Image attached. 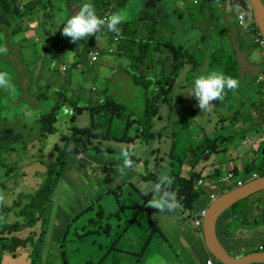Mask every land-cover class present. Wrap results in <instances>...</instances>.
<instances>
[{
	"label": "rangeland",
	"instance_id": "rangeland-1",
	"mask_svg": "<svg viewBox=\"0 0 264 264\" xmlns=\"http://www.w3.org/2000/svg\"><path fill=\"white\" fill-rule=\"evenodd\" d=\"M83 1L87 0H74L62 13L58 12L54 5H51L49 9H44L42 15L46 18L52 15V20L44 19L46 25L45 28H42L40 19L35 12L37 0H25L23 2L0 0V22L8 26L6 29L0 28V46L7 48L5 54H0V71L9 74L11 84L19 91V98L21 97L18 99L7 96L2 91L4 89H0V126H8L5 131H0V140L16 136L10 127L21 132L19 129L22 127V123L16 118L22 117V121L28 126V129L21 133L29 141L25 157L19 158L14 153L5 160L3 152L0 161L2 174L5 169L1 167L4 164L15 170L12 173L7 172L8 169H6L4 177L1 178L0 176L1 186L4 188L5 206H12L20 195L18 204L12 207V209L21 210L24 214L22 217L24 231L18 235L21 237V244L32 245V249L30 247L21 248L17 255L20 258L24 257L27 264H30V253L33 252L34 243L38 240V233L41 231V222L36 224L33 221L31 216L33 210L25 204L31 198L36 201L37 196L43 190L44 180L47 176L45 162H49L51 165L55 161L59 149L67 143L66 139L62 138L63 135L69 137L79 135L77 132H70L72 127L83 128L91 124L90 112L87 110L82 113L76 111L75 118L72 114L61 113L55 133L46 139L38 137L37 131L32 130L35 127L34 123L43 114L50 112L55 105L54 90L60 89L69 96L70 101L74 104L72 109L76 104L78 106L96 105L106 98H114L122 104L123 110L120 114L108 113L98 117L97 132L99 139L94 141L93 146H98L99 150L102 151L98 155L99 161L105 159L118 160L120 150L130 142H118L117 139L125 134L128 136L139 135L140 139L134 140V160L142 162L144 166L138 170H128L127 176L120 177L116 171L119 162L107 166L91 160L90 153H86L85 157L79 156V159H85V161L73 164L71 172L70 170L66 172L54 195L52 224L47 230L49 234L47 235L45 255L55 263L58 252L62 248V240L65 238L64 243H66L63 250L69 256L71 264H84L88 260L93 262L102 260L101 264H201L197 252L201 250L203 242L197 238L200 233L194 229L192 222L198 218L196 217V210L207 204L208 208L212 202L209 200L210 189L205 186V182L201 184V193L195 199L192 210H186L182 207L179 210L181 213L166 214V216L159 215L154 210L144 212L154 225L153 233L158 232L159 225L164 238L154 239L143 255H141V251L145 241L150 240L152 235L147 233L148 222L142 225H132L122 235L119 242L115 243V239L123 226H126L133 218L131 214L134 210L127 209V206L137 201L148 202L151 199L150 194L143 195L140 193L141 185L155 182L161 173L167 172L174 178L173 188L177 182V177L172 171V167L176 168V165H172V160L175 164V157H182L185 147L194 145L195 142L204 139L206 136L225 134L226 129L217 121L218 113L212 117L198 114L193 119L184 116L180 120L181 112H186L192 99V97H186L181 90L191 86L196 77L207 75L210 71L230 72L231 68H228V62L234 54L240 64L239 84L243 101L241 112L256 128V134L254 131H250L251 125L244 119H239L236 127L239 133L235 141L237 138L243 140L241 136L243 131L247 136V140L240 141L239 150L230 141L226 143L230 145V149L226 148L225 151V153L229 151L228 154H221L222 152L212 154L205 160L213 163L216 160V164L224 165L220 180L232 172L228 169L230 166L229 158L233 160L236 158L235 155L245 160L253 154L255 158L259 157V160H264V144L259 145L261 143L255 142L256 138H254L264 126L263 119L255 112V109L263 103L262 91L256 82V73L263 66L262 50L264 47L258 45L255 39L256 35L250 29H243L239 20L237 21V15L241 11L240 7L233 6L229 10L227 1L218 3L215 0H198L199 3L193 4L186 0H163L168 4H179L183 1L185 5L181 6L180 9L181 18L170 12L168 17L164 16L165 20H169L173 24L171 32L166 27H154L156 30L154 40L164 42L173 39L176 44L175 47L182 51L188 48L194 52L193 56L197 57L198 65L192 69L191 61L184 63L176 82L172 84V90L167 93V102L160 103L159 114L163 120L159 122L157 119L154 120L156 138L147 141L141 136L139 121L144 118L146 98L155 96L158 89L164 87L163 83L156 82L158 77L156 74L165 77L170 76L171 58L164 64V69L162 66H157V63H160L157 60H161L166 54L170 55L168 48L164 44H160V49L151 48L143 53V62L137 58L139 54L137 48H139L140 43L146 42L142 36L146 30L151 29H146L141 21L146 0H128L132 6L137 8L133 13L124 9L128 19L122 24L119 36L109 32L105 33L102 30L99 42H96L95 36H90L87 40L81 39L76 43L71 42L70 37L61 34L64 27L62 23ZM261 1L264 4V0ZM253 9V7L249 8V10ZM114 11L118 12L119 9L111 10V12ZM192 11H194V15L191 14ZM143 14L146 15L147 12H143ZM246 15L254 20L253 14H248V10ZM55 22L57 25L60 22L61 24L58 27L48 24ZM14 24L17 25L15 29H9ZM135 30L138 32L131 33ZM132 39L136 41L132 42ZM93 49H98L101 59L90 64V57L87 52ZM214 50L225 51L226 61L212 64L210 57ZM136 74L143 76L145 85L137 83V80L133 79V75ZM37 87L42 88L41 93L47 91L49 94L40 104H35L32 100L38 94ZM128 118L136 119V122L129 127L126 126L125 122V119ZM109 119L110 121L107 123ZM210 119H212L211 122ZM161 124L167 126V129L162 131L166 140H163L160 146L158 143L160 131L156 128L161 130ZM30 127L32 128L30 129ZM188 130L190 132L186 133ZM168 138L176 139L178 142L179 146L174 150V156L171 155L169 143L165 145L163 151V144ZM255 144L258 145L257 148H255ZM75 146L80 147L81 143H76ZM40 148L43 149L42 153L39 152ZM239 152L246 153L238 155ZM50 153L54 155L53 159H49ZM39 155L44 156V159H39ZM187 155L188 153L185 160H187ZM154 158L159 159L154 160L152 164ZM4 161L6 162L4 163ZM201 163L203 162L199 164ZM234 163L237 162H231V164ZM82 164L84 167L81 166ZM183 165L180 173L182 176H187L190 165L187 162ZM203 166H197L203 177L206 173L213 171H208L207 165L203 164ZM234 175L236 176L235 173ZM251 175L252 173L243 175L247 178L246 182L254 179ZM228 191H224L222 187L217 188L218 196ZM142 195L146 197V200ZM257 197L261 200L254 201ZM246 203L248 207L247 216L250 221H253L254 216L259 219L264 211V190L249 196L236 209L243 207ZM81 209L82 211L86 209L89 212L75 221L74 218ZM123 210H125L124 213L121 212ZM49 212L48 207L42 211L45 215ZM117 212L123 217L119 218L122 220L120 223L116 222L114 218L107 220V217ZM15 220L14 212L8 213L4 218H0V226ZM140 220L142 221L137 216L136 222L139 223ZM226 222H229L228 218H220V224ZM107 224L113 227L119 225L120 229L111 231ZM67 229L69 230L66 234ZM248 229L259 231L264 230V226L260 222H252ZM98 231L100 234L94 235ZM89 232L90 234L85 237V234ZM11 236L12 232L9 227H0V249L5 253L12 245L8 244ZM260 244L258 248H260ZM262 244L264 245V243ZM3 256L0 254V260H3ZM5 258H11V255L8 254ZM14 264H21V262L18 261Z\"/></svg>",
	"mask_w": 264,
	"mask_h": 264
},
{
	"label": "trees",
	"instance_id": "trees-1",
	"mask_svg": "<svg viewBox=\"0 0 264 264\" xmlns=\"http://www.w3.org/2000/svg\"><path fill=\"white\" fill-rule=\"evenodd\" d=\"M147 1L148 0H146L145 6L142 10L143 16L141 17V21L144 17L147 16V14L145 15L143 14V12L148 13L146 9ZM124 2L125 0H87L86 2H84V4L91 3L96 10V14L104 18V16H109L110 14L114 13V12H111L114 5H117L118 7ZM58 3H59V9L61 11L60 13L66 11L67 8L70 6L69 0H58ZM50 5H51V0H37V4H36L37 14L41 15L42 11L44 9L49 8ZM251 12L253 13L254 18H255L254 23L251 26V31L253 32V34L258 35L260 33V30H259V26L256 21L254 10H251ZM74 13H72L71 15H73ZM71 15L66 19H69ZM40 25L42 28H45L46 24L44 21L40 20ZM50 25L55 26L57 25V22L50 23ZM145 25L147 29L148 28H151V29L146 30V33L142 36V38L146 39V42L140 43L139 48H137L139 52L137 56L138 60L143 62V58H142V56L144 55L143 53H146V51L150 50L151 48L160 49V46H159L160 44H164V46L168 48V51L170 53L168 60L170 58L172 59L170 76L165 77V76H160L159 74H156V76H158L156 78V82L163 83L164 87L159 88L155 96L146 98L145 105H144L145 106L144 118L142 121H139V131L141 132V136L142 138L148 141V140H152L156 138L157 133L154 130L155 128L154 120L157 119L158 122L163 120L162 116L159 114V109H160L159 106L161 102H167L166 101L167 93L170 90H172V84L176 82L179 71L182 69L186 61H191L193 64L192 69H195L196 66L198 65V61H197V57L193 56L194 52H192L190 49L186 48L184 51H182L180 48L175 47L176 44L174 43L173 39H169L168 41H164V42H160L159 40H154V33L156 31L154 29L155 24H145ZM16 26L17 25L14 24L9 29L13 30L15 29ZM119 27L122 28V24ZM0 28L6 29L8 28V26L5 23L0 22ZM102 30L105 31V33H108L106 27L102 28ZM137 32L138 30H135L131 33H137ZM109 33L116 35L111 32ZM131 41L135 42L136 40L132 39ZM210 58L212 60L211 61L212 64L221 63L227 59L226 54L223 53V51H219V50L212 51ZM158 61H160V63L159 64L157 63V66L158 67L162 66V68L164 69V64L166 63V57H163L161 60H157V62ZM228 68H231V71L228 73H222V74H224L225 76L236 78L239 81V76L241 75L240 74V64L235 54L229 60ZM133 79L137 80V83H142L143 85L146 84L142 75H138V74L133 75ZM37 90H38V94L34 96L32 100L35 104H40L41 102H43L44 99H46V97H48L49 94L47 91L41 93L42 88L40 87H37ZM2 91H4L7 96H13V97H17L18 99H21V97L19 98L20 96L19 91L15 87H14V91L5 90V89ZM241 93L242 91L240 90V86L234 91L226 90L224 99L222 101H214L211 111L205 112V115H208L211 117L212 115H216L218 113L217 121L226 129V133L224 135H218L214 137L206 136L204 139L202 138L200 141L195 142L194 145L185 147L183 150L182 157L180 158L175 157V164H173V160H172V165L173 166L176 165V168L172 167V171L176 174V177H177V182L174 184V186H179V194L183 196L180 199V203L182 204V206H187V208L190 210L193 209L194 204H195L194 201L196 198H198L199 193H201L200 187L202 186L198 185V180L201 179L202 172L201 170L197 169V166L199 165L200 162H203L204 165H207L213 168L215 167L212 172L208 173L206 176L203 177V179L207 177L205 186L209 187L210 189L209 200L213 202L218 197L221 196V195L218 196V193H217L218 187H222V189L224 190V185H225L229 187L230 191L231 189L236 187V185L234 186L226 185L224 184L223 181L220 180L222 176L221 171L223 170L222 169L223 165L220 166L219 164H216V162L214 163L208 162L205 159L212 154H217L220 152H222L221 154L225 153L226 148L228 147L226 142L228 143L229 139H233L234 137H237V134L239 133V131L236 129L239 119H244L249 125H251L252 127L250 128V131L252 132L254 131V133L256 134V128H254L253 124L250 123L249 120L246 119L242 115L243 113L241 112V109L243 107V101L241 99ZM53 96L55 98V105L51 108L50 112L43 114L39 120H36L34 123L35 127L33 128L30 127V129L32 128L33 131H37L39 138L43 139L47 135H51L55 133L56 124L58 123L59 115L61 113L72 114L73 118H75L77 115L76 111L78 113H82L84 110H87L90 112L91 124L90 126L83 127V128L78 127V126L72 127L70 132H77L79 134L77 136L76 135H73L72 137H69L68 135L62 136V138L66 139L67 143L61 149H59V152L56 155L55 161L51 163V165H48L47 176L44 180L43 190L41 191L40 195L37 196L36 201H34V198H31L30 200L26 201L25 205L27 207H30L33 210L31 214V216L33 217V221L36 224L41 222V231L40 233H38V240L36 241V243H34V250L30 254L33 264H42L44 245L48 237L47 230L49 226H51V221H52V204L54 202L53 201L54 195L57 191L60 181L63 179L66 172L69 170L71 172L72 163L75 160H80L79 156L81 155L85 157L86 153H90L91 160L98 161L99 164H105L108 166L112 164H117L119 162L118 160H111V159H105V160L99 161L98 155L102 153V151L99 150L98 146H93V143L94 141L99 139V134L97 132L98 117L102 115H107L108 113L120 114V112H122L123 110L122 104L118 103L114 98H106L104 100L99 101V103L96 105H91V106L79 105L78 106V104H76L74 108L72 109V106L74 104H72L69 96L65 92H62V90L57 89V90H54ZM192 99H191L190 105L187 106L186 112H181L180 120L184 116H189L193 119L199 114L196 108L192 107ZM262 100H263V103L261 104L259 108L255 109V112L264 121V99L263 97H262ZM0 118H1V113H0ZM16 119L22 123V127L19 129V131L25 132L28 129V126L25 123H23L22 117H17ZM109 121L110 119L107 121V123ZM125 122H126V126L129 127L136 122V119L128 118V119H125ZM4 128H8V126H4V127L0 126V129H4ZM10 128L14 130V134L16 135V137L3 138L0 140V161H1L3 152H4V156L16 153L19 158H23L25 156L26 150L28 149L29 141L27 140L26 136L23 133L18 132L13 127H10ZM156 129L160 131V133L158 134L159 135L158 143L161 146L163 140H166V136L163 135L162 131L166 130L167 126H165L164 124H161V130L159 128H156ZM187 132H190V130L186 131V133ZM241 136L243 140L247 138V136H245V131L241 132ZM254 138H256L255 140L256 142H259V143L264 142V126H263L262 131H260L257 134V136H255ZM135 139H140V136L139 135L128 136L127 134H125L123 135V137L117 139V141L118 142L128 141L130 143L128 145L123 146L122 148L134 149ZM132 140L133 142H131ZM76 143H81V146L76 147L75 146ZM167 143L170 144V152H171V155L174 156L173 152L179 146L177 140L168 138L167 141H165V144H163V151ZM70 146L72 147L71 151H69ZM187 153H188L187 158H186L187 160H185V156ZM134 156L135 154L132 156L133 160H134ZM53 157L54 155L52 154L49 155L50 159H53ZM158 159L159 158L152 159V164L154 160H158ZM119 160L122 161L121 158H119ZM134 162L138 166L135 170H138L141 164H143L142 162L141 163L136 162L135 160ZM186 162L190 165V168H188L189 175L187 177H182L180 173L181 168H182V165L185 164ZM81 166L84 167V164H82ZM183 169H184V165H183ZM230 171L234 172L238 177L249 174V173H253V172H258L260 176H263L264 175V162L259 167L250 168L249 172H245L238 165H234L233 169ZM4 175H5V171L3 174L0 171L1 178L4 177ZM69 177H70V173H69ZM1 183L2 182H0V191H4V188L1 186ZM19 200H20V196H19V199L14 202L13 206H16ZM118 203L121 204L119 201ZM240 203L234 204L233 207L223 212L225 214L222 217L229 219V222L225 223V225L228 227V231H225V232L217 231V235L219 237L220 242L222 243L223 247L229 251L230 254H231V251L228 249V247L226 248L225 242L228 239L233 237V233L231 232V225H233L232 220L237 215L236 208L238 207ZM135 206H138V205H135ZM207 206L208 204L202 206L199 210L197 209L196 212L198 214L205 212L207 209ZM12 207L9 209L1 210V216L3 213L8 214L9 212L14 211L16 216L19 218V220L14 222L13 224L9 226H5V227H9L12 232V236L8 240V244H12V245L9 249H7V251L11 253H15L19 247L27 246L29 244L27 243L21 244V238L18 237L19 236L18 233L24 231L23 229L24 222L22 219L24 214L21 210H18L16 208L12 209ZM46 207L50 209V212L47 215L42 213L43 209H45ZM242 209H248L247 203L242 207ZM88 212L89 211L86 209H84L83 211L81 209V211L75 216L74 220L78 221ZM241 218L242 217H240V219ZM218 221H219L218 224H220V219ZM0 227H3V226L1 225ZM68 230L69 229L66 230V234ZM88 235L89 233L85 234V237H87ZM65 240H66L65 238L62 240V248L60 249V256L64 264H69L70 258L66 254V251L62 250L64 247V244L66 243V242L64 243ZM199 240L203 242V246L201 247V250L197 252V256H198V259H200V262L202 264H209L210 261H212L213 264H224L214 254H212L210 250L208 249V246L206 245V242H204V239H203V229L201 230V235H199ZM30 246L32 248V245ZM52 264H56V262L55 263L52 262ZM85 264H94V263L86 262Z\"/></svg>",
	"mask_w": 264,
	"mask_h": 264
},
{
	"label": "clouds",
	"instance_id": "clouds-1",
	"mask_svg": "<svg viewBox=\"0 0 264 264\" xmlns=\"http://www.w3.org/2000/svg\"><path fill=\"white\" fill-rule=\"evenodd\" d=\"M232 7L230 6L228 9L230 10ZM127 19V12L124 9L118 12L114 11L109 16L101 18L96 14V10L91 3H85L64 22L61 34L65 37H70L73 43L81 39L87 40L90 36H95L96 42H99L102 36V28L106 27L108 32L119 36L121 33L119 26L125 23ZM6 52L7 48L0 46V54H5ZM238 87V79L212 71L207 75L196 77L191 86L184 87L181 92L186 97L196 98L198 101L197 106L201 112H207L211 111L214 101H222L224 99L226 90L234 91ZM0 89L14 91L11 77L5 71H0ZM71 150L72 147L70 146L69 151ZM134 154L135 149L122 148L120 150L122 162L116 167V171L120 177L126 176L128 170H134L138 167L132 159ZM173 183L174 178L169 173L164 172L158 176L155 182L141 185L139 188L140 193L151 195V199L148 200L146 206L160 212H176L182 209V204L177 199L176 192L172 191ZM2 192L0 191V194ZM2 199L3 197L0 196V200Z\"/></svg>",
	"mask_w": 264,
	"mask_h": 264
},
{
	"label": "crops",
	"instance_id": "crops-1",
	"mask_svg": "<svg viewBox=\"0 0 264 264\" xmlns=\"http://www.w3.org/2000/svg\"><path fill=\"white\" fill-rule=\"evenodd\" d=\"M19 2H23V1H25V0H18ZM74 0H69V2H70V4L73 2ZM187 2H192L193 4L195 3L193 0H186ZM84 2H86V1H83V2H81L80 3V5L79 6H77L76 8H75V10H74V12L76 13L79 9H80V7L84 4ZM53 3V4H52ZM52 3H51V5H54L55 7H56V9H57V11L58 12H61L60 11V9H59V3H58V0H52ZM199 3V2H198ZM50 5V6H51ZM183 5H185L184 4V2L183 1H181L179 4H176V3H174V4H168V3H166L165 1H163V0H148L147 1V6H146V9H147V11H148V13H147V16L146 17H144L143 19H142V23H143V25H144V27L147 29V27H146V25L145 24H155V27L156 26H159L160 28L161 27H166V28H168V30H169V32H171L172 31V22L171 21H169V20H165V18H164V16H166V17H168V14H169V12L170 13H175V14H177L178 15V17L179 18H181L182 17V14L180 13V9H181V6H183ZM114 8H117V5H114V7H113V9ZM136 8L137 7H135V6H132L129 2H128V0H125V2L123 3V4H121V5H119L118 6V9H119V11L121 10V9H126V10H129L131 13H133V12H135L136 11ZM49 9V8H48ZM35 12H36V9H35ZM73 12V13H74ZM43 13H41V15H38L37 14V12H36V15L39 17V19L40 20H42V21H44V19L45 20H52V15L51 16H48L47 18L46 17H44L43 15H42ZM191 14L192 15H194V11H192L191 12ZM56 16H58V15H56ZM152 17V18H149V17ZM67 20V19H66ZM66 20L64 21V22H66ZM45 22V21H44ZM61 22H62V20H61ZM61 22L58 24V25H55L56 27H58L60 24H61ZM64 22L62 23V26L64 25ZM46 24V23H45ZM48 24H50V23H48ZM169 36L170 37H172V35L171 34H169ZM94 51H98V49H94ZM223 53H225V51H223ZM87 54H88V56L90 57V54H89V52H87ZM164 57H166V62H167V60H168V58H169V55H167L166 54V56H164ZM205 58V57H204ZM101 59V54L99 55V57H98V59L96 60V61H94V62H92L91 60H89V63L90 64H94V63H96L97 61H99ZM212 61V60H211ZM224 61H226V60H224ZM210 72H212V71H210ZM210 72H208V73H210ZM216 72H219V73H223V72H220V71H216ZM127 76V75H126ZM128 77V76H127ZM239 86H240V84H239ZM197 104H198V101L196 100V98H194L193 97V99H192V107L194 108H196V110H197V112L199 113V115H202V114H205V112H201V110L199 109V107L197 106ZM210 122H211V120H209ZM237 126H238V124H237ZM236 126V127H237ZM7 128H4V129H0V131H5ZM222 129H224V128H222ZM219 130V129H218ZM217 131V130H216ZM215 131V132H216ZM214 132V133H215ZM226 133V132H225ZM54 134V133H53ZM52 135V134H51ZM49 135H47L45 138H43V139H46L47 137H48ZM16 137V136H15ZM212 137H214V134H213V136ZM61 138V137H60ZM59 138V139H60ZM236 140V137H234L233 138V144H235L236 146H237V148H238V150H239V148H240V146H241V144H240V141H244V140H241L240 138H237V141H235ZM56 144V143H55ZM264 144V142L263 143H261V144H259V145H263ZM228 146V145H227ZM28 147H29V145H28ZM258 147V145H256V147L255 148H257ZM227 148H229L230 149V146H228ZM27 151H28V149L26 150V152H25V156H26V153H27ZM39 152L40 153H42L43 152V149L42 148H40V150H39ZM229 153V151L227 152V153H225V154H228ZM246 152H239V154L238 155H244ZM51 154V153H50ZM49 154V155H50ZM12 154H10V155H5V160H6V158L7 157H9V156H11ZM24 156V157H25ZM264 156V155H263ZM49 157V156H48ZM235 157L236 158H234L233 160H231V158H229V163H230V166L228 167V169L229 170H232L233 169V167H234V165H238L241 169H243L245 172H249V170H250V168H253V167H259L260 165V163H263L264 162V160L263 159H261V160H259V157H256L255 158V156L252 154V155H250L249 157H247L245 160H243L242 158H240V156H237V155H235ZM39 159H41V160H43L44 159V156H42V155H39V157H38ZM50 159V158H49ZM80 161H84V160H75L73 163H72V166H73V164H75V163H78V162H80ZM118 161H119V163H121L122 161H120L119 159H118ZM6 161H4V163H5ZM215 162H216V160H215ZM231 162H237V163H234V164H231ZM141 163V162H140ZM45 165L47 166V169H48V165H49V162H45ZM112 165H114V164H112ZM203 166V163H201V164H199L198 166ZM71 166V167H72ZM224 166V165H223ZM107 167V166H106ZM141 167H143V164H141V166H140V168ZM204 167V166H203ZM210 166H208V167H206V169H208V171H210V170H214V168L213 167H210ZM1 168H4L5 170L4 171H6V169H8V172H15V170L14 169H12V168H9V167H7V165L6 164H4V166H2ZM108 168V167H107ZM208 173H206L204 176H206ZM256 174H258V172H253L252 173V175H251V177L252 178H255V176H256ZM189 175V174H188ZM187 175V176H188ZM127 176V175H126ZM182 176V175H181ZM187 176H182V177H187ZM125 177V176H124ZM244 182H246V180H247V178H244L243 176H239ZM201 178H203V174H202V177ZM228 186H225L224 185V191H226V190H228ZM172 191H174V192H176V194H177V199L180 201V199L183 197V196H181L180 194H179V186H174L173 188H172ZM0 196H2L3 197V199L2 200H0V218H1V210H3V209H9V208H11L13 205H14V202L16 201V200H18V198L13 202V204H12V206H10V207H6L5 206V195L3 194V192L0 194ZM20 196V195H19ZM142 197L143 198H145V200H146V197L145 196H143L142 195ZM257 198H259V197H257ZM256 198V199H257ZM122 205H124V204H122ZM135 205H138V206H135ZM147 205V201H145V202H140V201H137L135 204H132V205H129V206H127V209H132V210H134V212L131 214V217H133V218H131V220L129 221V223L126 225V226H123V228H122V230L121 231H119L118 232V234H117V238L115 239V243H117V242H119V240H120V238L122 237V235H124L128 230H129V228L132 226V225H134V224H136V225H142V224H145L146 222H148L149 223V227H147V233L148 234H152L151 235V237H150V240H148V241H145V244H144V246H143V248H142V251H141V255H143L145 252H146V250H147V248L149 247V245L151 244V242L154 240V239H156V238H164V234H163V232H162V230H161V228L159 227V225H158V232L157 233H153V229H154V225L152 224V222H151V220H150V218H148V215L147 214H145L144 212H146V211H149V210H154V211H156V212H158L159 213V215H164V216H166V214H176L177 212H179V210H177L176 212H168V211H164V212H160V211H157L156 209H153V208H151V207H147L146 206ZM124 206H126V205H124ZM182 207H184V208H186V210H190V209H188L187 208V206H182ZM140 209H142V210H140ZM126 210V209H125ZM125 210H123V211H121L122 213H124V211ZM181 210V209H180ZM11 212H14V211H11ZM10 212V213H11ZM141 213H143V214H141ZM179 213H181V212H179ZM14 214H15V212H14ZM182 214H184V213H182ZM225 213H223V214H221L220 215V217L218 218V220L224 215ZM103 215H104V213H103ZM197 215H199L198 213L196 214V216ZM15 216H16V214H15ZM137 216H139L141 219H142V221L140 220V222L139 223H137L136 222V217ZM108 219L107 220H110V219H112V218H114L115 219V221L116 222H118V223H120L122 220L121 219H119V218H123L122 217V214L120 215L119 214V212H117V213H115L114 215H111V216H109V217H107ZM19 220V218L16 216V220L14 221V222H16V221H18ZM217 220V231L218 232H225V231H228V227L225 225V223H221V224H218V221ZM14 222H12V223H4V224H2V226L3 227H5V226H9V225H11V224H13ZM51 224H52V221H51ZM107 226L110 228V230L111 231H113V230H117V229H120V226L118 225L117 227H113L112 225H110V224H107ZM101 229L103 228V227H100ZM199 233V232H198ZM49 234V233H48ZM89 234H90V232H89ZM99 235L100 234V232L98 231V232H96V233H94V235ZM201 235V234H200ZM243 235V231H240V233H239V236H242ZM148 236V235H147ZM18 237H20V236H18ZM217 237H218V235H217ZM21 238V237H20ZM48 238V237H47ZM197 238L199 239V235H197ZM146 239H147V237H146ZM218 240H219V237H218ZM228 241H232L231 240V238L230 239H228ZM233 241H235V242H239L240 241V237L239 238H237V239H235V240H233ZM219 242H220V240H219ZM46 243H47V239H46V242H45V245H44V250H43V256H42V264H52V260L51 259H49L48 258V256H46L45 255V252H46ZM221 243V242H220ZM221 245H222V243H221ZM223 246V245H222ZM27 247H30V249H32L31 248V246L30 245H27V246H21V247H19L18 249H17V251L15 252V253H11V252H8V251H6V253L5 252H3L2 251V249H0V254H3L4 256V258H3V260H0V264H14V263H16V262H18V261H20L21 262V264H27V261H26V259L24 258V257H22V258H20L19 257V255H17V254H19V252H20V249L21 248H27ZM63 250V249H62ZM65 251V250H64ZM8 254H10L11 255V258H5ZM31 254V253H30ZM250 255V254H249ZM246 256H248V255H246V252H243L242 254H238V255H236L235 257L236 258H238V259H243L244 257H246ZM234 257V256H233ZM5 261V262H4ZM56 264H64L63 263V261L61 260V256H60V252H58V256L56 257ZM86 262H93V261H90V260H88V261H86ZM86 262H84V264L86 263ZM103 261L101 260V261H99V262H93L94 264H101ZM201 263V262H200ZM30 264H33L32 263V259H31V256H30ZM69 264H71V262L69 261ZM202 264V263H201ZM253 264V263H252Z\"/></svg>",
	"mask_w": 264,
	"mask_h": 264
},
{
	"label": "water",
	"instance_id": "water-1",
	"mask_svg": "<svg viewBox=\"0 0 264 264\" xmlns=\"http://www.w3.org/2000/svg\"><path fill=\"white\" fill-rule=\"evenodd\" d=\"M240 6L243 10H249L253 7L260 34L264 39V4L261 0H230V6ZM264 175L258 176L246 184L233 188L231 191L221 195L213 201L204 212L203 216V239L208 249L224 264H252L264 261V253L250 254L243 259L232 257L221 245L217 237V220L220 215L238 204L254 193L264 190ZM6 213L2 214V218Z\"/></svg>",
	"mask_w": 264,
	"mask_h": 264
},
{
	"label": "flooded vegetation",
	"instance_id": "flooded-vegetation-1",
	"mask_svg": "<svg viewBox=\"0 0 264 264\" xmlns=\"http://www.w3.org/2000/svg\"><path fill=\"white\" fill-rule=\"evenodd\" d=\"M229 142L233 139H229ZM227 143V142H226ZM230 146V145H228ZM256 146V144H255ZM260 176L259 174H256L255 178ZM260 201V198L254 199V201ZM247 209L238 208L237 209V215L233 218V225H231V232L233 233V237L231 238L232 241H226L225 245L226 248L231 251V254L227 250V252L234 258L238 254H242L243 252H246V255L249 254H258V253H264V230H249L248 226L252 222H260L264 226V211L260 215L259 219L257 217H253V221H250V219L247 216ZM240 217H242L240 219ZM240 231H243V235L239 236ZM240 237L239 242H235L233 240ZM259 243H261L260 248H258ZM239 258V257H238ZM253 264H264V261H259Z\"/></svg>",
	"mask_w": 264,
	"mask_h": 264
},
{
	"label": "built area",
	"instance_id": "built-area-1",
	"mask_svg": "<svg viewBox=\"0 0 264 264\" xmlns=\"http://www.w3.org/2000/svg\"><path fill=\"white\" fill-rule=\"evenodd\" d=\"M193 1L195 3H198V0H193ZM208 1H210V0H208ZM215 1L218 3H222L223 1H227L228 2V8H230V0H215ZM251 13H252L251 10L248 11V14H251ZM246 14H247V11L243 10L241 8V11L237 15V21L239 20V23L241 24L243 29H250L251 30V26L254 23L255 18H254V20H252ZM105 17H107V16H104V18ZM253 17H254V15H253ZM255 39H256V42L258 43V45L264 47V39L260 33L258 35H256ZM89 54H90V60L92 62L96 61L100 55V53L98 51H94V49L92 51H90ZM262 55L264 56V48L262 50ZM256 82H257L258 86L261 88V91H262L261 97H263V99H264V62H263L262 68L256 73ZM236 176L234 175L233 172H230L224 178H222L221 181H223L224 184H226V185H232V186L236 185V187L242 186V185L247 183V182H244L242 179H240L238 176L237 177ZM206 181H207V177L205 179L201 178L198 180V185L202 186L201 184L203 182H206ZM228 190H229V188H228ZM228 190H226V191H228ZM203 216H204V212L197 215L196 217H198V218H196L192 222L194 229H196L200 234H201V229H203ZM209 264H213V262L210 261Z\"/></svg>",
	"mask_w": 264,
	"mask_h": 264
}]
</instances>
